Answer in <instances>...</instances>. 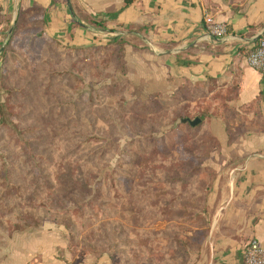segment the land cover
<instances>
[{
    "label": "rangeland",
    "instance_id": "rangeland-1",
    "mask_svg": "<svg viewBox=\"0 0 264 264\" xmlns=\"http://www.w3.org/2000/svg\"><path fill=\"white\" fill-rule=\"evenodd\" d=\"M33 9L13 25L0 66V231L53 223L80 256L187 261L207 223L208 164L246 157L227 150L256 109L236 106L234 85L148 95L124 77V39L69 47L44 34ZM183 116H220L228 140L194 136Z\"/></svg>",
    "mask_w": 264,
    "mask_h": 264
},
{
    "label": "crops",
    "instance_id": "crops-1",
    "mask_svg": "<svg viewBox=\"0 0 264 264\" xmlns=\"http://www.w3.org/2000/svg\"><path fill=\"white\" fill-rule=\"evenodd\" d=\"M234 5L224 0H0V66L13 25L34 8L32 17L41 20L44 34L66 46H92L106 34L124 39V77L141 81L148 95L165 99L197 91L200 96L211 85H234L236 106H254L244 120L252 126L227 150L246 157L225 168L208 164L215 175L202 212L207 223L197 230L202 235L187 261L179 257L178 264H241L250 237L264 247V72L245 58L264 32V0ZM206 12L226 25L229 38L207 35ZM180 100L196 103L187 96ZM178 124L193 129L194 136L206 131L222 144L228 140L220 116L193 128ZM64 233L53 223L0 231V264H110L104 255L72 252Z\"/></svg>",
    "mask_w": 264,
    "mask_h": 264
},
{
    "label": "built area",
    "instance_id": "built-area-1",
    "mask_svg": "<svg viewBox=\"0 0 264 264\" xmlns=\"http://www.w3.org/2000/svg\"><path fill=\"white\" fill-rule=\"evenodd\" d=\"M203 23L207 35L211 38L227 39L230 37L226 25L215 21L207 12L204 14ZM245 58L250 67L264 72V36H260L256 40L254 47L246 54ZM241 264H264V247L256 237H250L245 242Z\"/></svg>",
    "mask_w": 264,
    "mask_h": 264
},
{
    "label": "water",
    "instance_id": "water-1",
    "mask_svg": "<svg viewBox=\"0 0 264 264\" xmlns=\"http://www.w3.org/2000/svg\"><path fill=\"white\" fill-rule=\"evenodd\" d=\"M179 121L182 122V123L188 122L191 126H195L196 124H198L200 122V118L199 117H194L193 119L180 118Z\"/></svg>",
    "mask_w": 264,
    "mask_h": 264
},
{
    "label": "trees",
    "instance_id": "trees-1",
    "mask_svg": "<svg viewBox=\"0 0 264 264\" xmlns=\"http://www.w3.org/2000/svg\"><path fill=\"white\" fill-rule=\"evenodd\" d=\"M130 0H125V2L127 3V2H129ZM19 21V20H18ZM17 21V22H18ZM16 22V23H17ZM261 36H264V32L262 33V35ZM117 37H114L113 39H116ZM258 39V38H257ZM83 49V48H82ZM199 117V116H198ZM183 118H188L187 116H183ZM200 118V122L198 123V124H196L195 126H191L188 122H184L185 124H187L190 128H193V127H196V126H198L201 122H202V117H199ZM189 119H191V118H189Z\"/></svg>",
    "mask_w": 264,
    "mask_h": 264
}]
</instances>
